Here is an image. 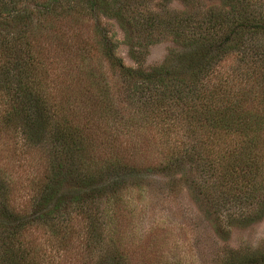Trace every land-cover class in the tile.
I'll list each match as a JSON object with an SVG mask.
<instances>
[{"label":"trees","instance_id":"16d2710c","mask_svg":"<svg viewBox=\"0 0 264 264\" xmlns=\"http://www.w3.org/2000/svg\"><path fill=\"white\" fill-rule=\"evenodd\" d=\"M151 1L0 0V137L43 159L27 182L0 164V264H43L38 235L65 246L80 236L71 221H84L87 249L103 247L100 263L130 264L112 224L154 172L209 207H245L243 220L264 211V0ZM100 16L118 22L136 67ZM155 35L178 47L144 68ZM223 264H264V249Z\"/></svg>","mask_w":264,"mask_h":264},{"label":"rangeland","instance_id":"374dc122","mask_svg":"<svg viewBox=\"0 0 264 264\" xmlns=\"http://www.w3.org/2000/svg\"><path fill=\"white\" fill-rule=\"evenodd\" d=\"M157 3L159 0H152L149 8L159 11ZM200 3L202 8L219 5L218 0H200ZM167 5L165 8L170 10L184 9L180 0H172ZM99 18L106 34L117 43V56L124 65L136 67L118 22L109 17ZM146 45L141 62L144 68L162 63L169 51L178 47L170 35H155ZM0 149V164L11 177L15 180L20 177L24 182L37 180L42 172L41 153L33 150L30 154L16 135L12 138L2 135ZM146 151L149 162H155L154 150ZM178 179L177 190H171L167 178L154 172L142 182L141 189L130 188L123 193L124 206L116 209L112 227L115 241L120 251L127 254L130 264H223L231 251L264 249V211L252 221L243 220L239 215L247 210L245 207L238 204L209 207ZM25 200V192L21 191V203ZM69 228L80 236L65 246L54 242L51 248V243L45 242L42 234L38 235V242L47 251L43 264H102L98 259L103 247L96 246L92 251L85 247L84 221H71Z\"/></svg>","mask_w":264,"mask_h":264}]
</instances>
